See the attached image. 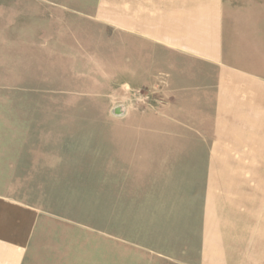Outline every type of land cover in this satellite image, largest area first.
I'll return each instance as SVG.
<instances>
[{"label":"rangeland","instance_id":"rangeland-1","mask_svg":"<svg viewBox=\"0 0 264 264\" xmlns=\"http://www.w3.org/2000/svg\"><path fill=\"white\" fill-rule=\"evenodd\" d=\"M0 4L39 8L11 30L38 51L5 70L35 82L0 87V143L20 145L0 147V189L55 221L32 264H264L260 36L237 40L246 72L115 68L111 0Z\"/></svg>","mask_w":264,"mask_h":264},{"label":"crops","instance_id":"crops-1","mask_svg":"<svg viewBox=\"0 0 264 264\" xmlns=\"http://www.w3.org/2000/svg\"><path fill=\"white\" fill-rule=\"evenodd\" d=\"M38 9L36 4H31L28 13H11L12 19L8 20L9 12L0 4V19L4 22L0 29L2 88L14 89L8 85L35 82L31 78L12 77L5 70L9 67L7 62L20 57L22 51H38L36 41L11 38L14 25L15 35L26 34V29L18 24L20 16L23 13L33 16ZM257 10L264 11V5L248 2L234 6L226 0H111L110 22L118 29L121 44L112 39L111 57L106 59L110 63L106 66L168 69L187 61L204 68L225 65L238 68L239 72L250 71L241 60L243 48L237 40L254 33L262 43L258 50L264 49V16L252 18V12ZM94 51L97 54L100 50ZM101 57L96 60L101 61ZM254 72L264 80V63L256 64ZM18 146L0 143V147ZM7 189H0V264H32L44 227H50L55 221L39 207L10 197Z\"/></svg>","mask_w":264,"mask_h":264}]
</instances>
